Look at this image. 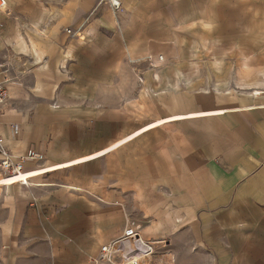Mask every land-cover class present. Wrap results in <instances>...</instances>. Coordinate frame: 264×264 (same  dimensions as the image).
Masks as SVG:
<instances>
[{"label": "crops", "instance_id": "1", "mask_svg": "<svg viewBox=\"0 0 264 264\" xmlns=\"http://www.w3.org/2000/svg\"><path fill=\"white\" fill-rule=\"evenodd\" d=\"M120 3L0 10L3 143L48 168L0 175V264H104L128 214L174 261L264 264V0Z\"/></svg>", "mask_w": 264, "mask_h": 264}, {"label": "built area", "instance_id": "2", "mask_svg": "<svg viewBox=\"0 0 264 264\" xmlns=\"http://www.w3.org/2000/svg\"><path fill=\"white\" fill-rule=\"evenodd\" d=\"M106 2L116 13L121 6L120 0H99ZM0 10H6V0H0ZM67 32H71L67 29ZM161 60V57L158 58ZM7 99V88L3 82H0V113ZM25 159L40 161L43 154L33 149L27 150L24 156L15 157L6 148L3 143V137L0 133V175L1 178H10L22 174L23 179L16 180L13 183L26 185L32 177L29 173H39L48 168L25 171L23 162ZM8 185V184H4ZM148 217L143 214H128L125 216V222L122 230L116 238L101 244L98 253L94 257H89L92 262L104 264H146L155 251L156 242L142 238L141 233L148 225Z\"/></svg>", "mask_w": 264, "mask_h": 264}, {"label": "rangeland", "instance_id": "3", "mask_svg": "<svg viewBox=\"0 0 264 264\" xmlns=\"http://www.w3.org/2000/svg\"><path fill=\"white\" fill-rule=\"evenodd\" d=\"M154 241L156 242L155 252L151 256L149 262L146 264H156L157 263V262H155L156 260L161 261L159 263H163V264H169V262L173 263L174 259H172L171 256H168L167 254L166 255L161 254L162 252L167 251V249H165L166 245H167V244H165V240L162 239V240H154ZM163 249H165V250L163 251ZM1 258H2V255L0 252V260H1ZM189 258H191V257L181 255L178 257V259L175 258L174 262H177V263L180 262L181 264L182 263L183 264H189V262H190ZM192 264H204V259H202L201 256H199V255L192 256Z\"/></svg>", "mask_w": 264, "mask_h": 264}, {"label": "snow or ice", "instance_id": "4", "mask_svg": "<svg viewBox=\"0 0 264 264\" xmlns=\"http://www.w3.org/2000/svg\"><path fill=\"white\" fill-rule=\"evenodd\" d=\"M113 2H115V0H113ZM97 155H102V153H97ZM91 159H93V157L84 156V160H91ZM82 162L83 161H76V160L73 161V163H75V164H80ZM58 166H64V165H58ZM29 175H33V173L30 172ZM20 179H23V177H21ZM3 183L10 184V183H12V181L11 180H5V181H3Z\"/></svg>", "mask_w": 264, "mask_h": 264}, {"label": "bare ground", "instance_id": "5", "mask_svg": "<svg viewBox=\"0 0 264 264\" xmlns=\"http://www.w3.org/2000/svg\"><path fill=\"white\" fill-rule=\"evenodd\" d=\"M17 176H19V175H17ZM17 176H15V177H17ZM10 178H14V177H10Z\"/></svg>", "mask_w": 264, "mask_h": 264}]
</instances>
